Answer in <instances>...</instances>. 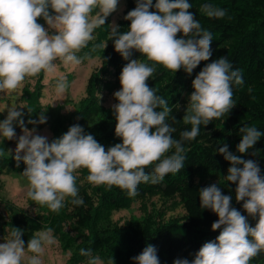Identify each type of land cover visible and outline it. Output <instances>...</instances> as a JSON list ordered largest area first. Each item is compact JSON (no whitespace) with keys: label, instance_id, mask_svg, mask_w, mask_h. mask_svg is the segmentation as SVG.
<instances>
[{"label":"clouds","instance_id":"clouds-1","mask_svg":"<svg viewBox=\"0 0 264 264\" xmlns=\"http://www.w3.org/2000/svg\"><path fill=\"white\" fill-rule=\"evenodd\" d=\"M117 6L118 0H0V92L14 91L26 77L41 71L54 73L57 59L66 65L81 64L77 53L95 39L94 30L105 24ZM152 7L156 11H150ZM191 7L188 0H156L154 5L153 0H136V7L124 17L131 21L127 31L121 34L118 25H110L109 39L128 61L119 76L121 88L114 92L118 103L112 106L117 121L115 135L122 143L106 150L79 125L70 126L49 142L46 136L34 134V129L23 127L22 111L8 109L7 117L0 121V136L11 140L16 135L14 122L22 126L15 159L26 165L23 175L32 201L54 212L64 207L66 198H72L74 205H83L75 175L81 168L87 169L89 183L117 186L136 196L139 184H155L179 172L186 159L183 141L194 140L202 124L221 118L235 106L233 84H243V77L227 57H220L206 64L192 80L194 91L182 119L191 129L181 131L180 139H175L176 129L167 122L169 117L176 122L170 115L172 108L146 83L156 71L154 65L173 72L183 68L191 74L200 62L211 58L212 34L189 11ZM199 11L208 18L226 15L225 9L207 3ZM40 17L55 34L37 22ZM178 33L183 36L177 38ZM96 48L105 49L106 45H94L93 51ZM133 50L146 60L131 59ZM68 86L66 77L60 76L55 84L57 95L64 94ZM45 122L41 114L39 123ZM239 133L237 151L241 154L264 135L255 126L241 127ZM218 151L230 162L224 178L236 184V201H243V209L257 222L251 226L248 218L231 206L232 197L224 195L217 184L200 189L201 208L218 216L212 230H222L215 240L199 248L194 259L178 258L174 264H249L264 251V176L256 161L233 154L227 145ZM150 165L155 166L149 173L146 168ZM22 235V230L12 228L3 238L0 264H42L40 255L45 246L56 243L51 228L35 232L26 247ZM29 252L34 255L28 256ZM80 254L89 257L88 264H104L99 256H92L91 249L82 248ZM132 259L135 264H160L152 245Z\"/></svg>","mask_w":264,"mask_h":264},{"label":"trees","instance_id":"trees-1","mask_svg":"<svg viewBox=\"0 0 264 264\" xmlns=\"http://www.w3.org/2000/svg\"><path fill=\"white\" fill-rule=\"evenodd\" d=\"M156 0H153V5ZM192 5L189 9L202 27L212 34V56L208 61H202L191 73L193 78L201 69L213 60L227 57L233 69H238L243 77V84H233V100L235 106L221 118H213L207 125L200 126V133L194 140L183 141L186 159L184 167L177 173L168 174L158 183H141L136 196H129L126 190L106 184L94 185L86 179L77 181L79 197L83 205H74L72 198H66V213L74 226L78 229L95 227L96 236L86 240L83 249H91L93 253H110L122 257L129 264H135L133 257L139 255L143 249L152 245L157 249L160 264H174L176 259H194L195 253L208 241H213L221 229L212 230L211 225L218 220V216L210 209L201 208L199 190L217 184L224 195L232 197L231 206L248 218L251 226L257 222L243 209V201L235 199L236 184L225 180L227 169L231 166L219 153L224 145L228 150L241 158L252 159L257 162L264 176V135L256 144L241 154L237 151L241 134L239 129L245 126H255L264 132V0H188ZM212 4L226 10L224 18H208L199 9L203 4ZM136 7V0H127L124 15L116 25L122 34L130 27L131 21L125 20L127 13ZM50 13L52 12L49 9ZM150 11H156L154 7ZM182 33L177 34L181 38ZM106 48L100 55V66L95 68L88 78L86 93L79 109L75 113L70 126H83L95 123L98 143L107 150L108 147L122 143L115 135V114H108V107L101 100L103 91H109L114 105L118 100L114 92L121 88L119 76L122 68L128 63L120 53L115 51L114 41L105 37ZM131 59L146 60L138 51L133 50ZM150 66L152 62H148ZM155 73L146 83L155 89L156 94L164 98L172 108L171 117L167 122L176 129L175 139H180V132L190 130L191 125L184 124L183 116L189 96L184 95L188 73L183 68L173 72L161 65H154ZM159 111V109H156ZM41 111L36 114L27 112L23 115V127L29 130L43 128L48 124V118L43 114L45 123H39ZM29 120L36 123H29ZM22 130L18 124L15 132ZM66 130V132H67ZM154 130V129H153ZM172 152L175 149L171 150ZM256 153V155H253ZM171 154L167 153L166 155ZM12 160L0 157V175L14 171ZM155 165L146 168L151 172ZM159 195L164 199L178 198L184 212L170 217L157 212H146L142 222L125 221L119 223L111 218L114 210L127 208L138 199ZM10 217L7 224L22 230L21 239L27 242L35 232L46 228L48 214L37 212L35 215L27 211H16L9 208ZM223 227V226H222ZM89 257L85 256V259ZM84 259V260H85ZM81 259L74 258L73 264H80ZM87 262V261H85ZM249 264H264V251L253 257Z\"/></svg>","mask_w":264,"mask_h":264},{"label":"rangeland","instance_id":"rangeland-1","mask_svg":"<svg viewBox=\"0 0 264 264\" xmlns=\"http://www.w3.org/2000/svg\"><path fill=\"white\" fill-rule=\"evenodd\" d=\"M126 5L127 0H118L116 11L106 18L104 25L94 30L95 39L77 53V56L82 58L81 64L66 65L57 59L54 61L56 64L54 73L49 74L41 71L35 76L26 77L14 91L0 92V121L7 117V111L12 107L18 108L23 115L27 112L36 114L41 111L48 118V124L43 128L34 129V134L46 136L49 142L61 137L66 132L83 101L89 76L95 68L100 66V55L103 48H96L93 51V47L94 45L104 44L105 37L110 31V25H116L118 20L123 17ZM50 14L54 13L51 12ZM93 15H95V11ZM37 22L43 25L49 31V34H55V30L50 29L42 17L38 18ZM60 76L66 77L69 86L64 94L57 95L55 84ZM193 79L192 74H188L184 95L189 97L194 91L192 88ZM100 98L109 108L108 114H113L112 106L114 103L111 93L104 90ZM17 125L18 123L14 122V128ZM82 128L86 134H91L96 139L95 123H86ZM15 133V137L11 140L0 136V157L12 160L11 164L16 167L13 172L0 175V243L4 242L3 238L8 236L13 228L7 224V219L10 217V207H13L16 211H27L31 215L43 212L48 214L45 229L51 228L53 230L56 243L45 246L43 254L40 255L42 264H73L74 258L84 260L85 256L80 254V249L84 247L86 240L89 239L88 241H90L96 236V228L92 227L91 230L76 228L67 216L66 202H64L63 208L58 212H54L46 205L37 204L27 196L29 182L23 175L26 165L22 160L18 162L15 159L17 142L19 137L23 135V131ZM88 174L87 169L84 168L78 169L75 173L77 181ZM147 211H159L166 217H170L182 214L184 209L178 198L164 199L159 195H153L145 199L135 200L127 208L112 211L111 218L119 223L128 220L142 222ZM27 255L34 254L29 252ZM92 256H99L104 264H109L110 261L113 264H129L122 257L116 259V256L110 255L109 252H107V255L106 252L93 253ZM88 260L89 258L80 264H88Z\"/></svg>","mask_w":264,"mask_h":264}]
</instances>
